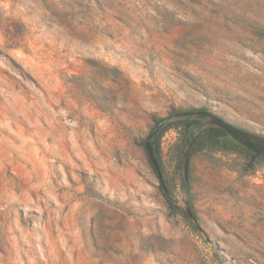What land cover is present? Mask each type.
I'll return each instance as SVG.
<instances>
[{
    "label": "rangeland",
    "instance_id": "obj_1",
    "mask_svg": "<svg viewBox=\"0 0 264 264\" xmlns=\"http://www.w3.org/2000/svg\"><path fill=\"white\" fill-rule=\"evenodd\" d=\"M192 109L264 136V0H0V264H264V157L195 154L204 234L170 212L142 142Z\"/></svg>",
    "mask_w": 264,
    "mask_h": 264
},
{
    "label": "water",
    "instance_id": "obj_2",
    "mask_svg": "<svg viewBox=\"0 0 264 264\" xmlns=\"http://www.w3.org/2000/svg\"><path fill=\"white\" fill-rule=\"evenodd\" d=\"M199 120L198 123H193L189 130V135L191 136V139L187 145V148L185 150V154L183 157V174L186 179H189V170H190V162H191V155L193 152V149L195 147V144L199 138V136L202 134V132L209 128V127H217L220 129H223L226 132V135L224 136L225 139L234 142L247 150L251 151L253 155L250 157L249 161L246 163V170L247 171H253L255 166V159L257 156L264 155V136L259 135L256 133L245 131L233 123L227 121L226 119L222 118L221 116L208 111V110H197V111H183V112H177L173 113L167 117L162 118L156 127L154 128L153 132H156L163 126H166L168 124L178 122V121H185V120ZM152 135H149L145 139L146 144V150L148 153L149 160L156 171L158 178L160 180V185L162 188L163 193L169 197L170 200L175 202L176 204L183 207L186 212L188 213L190 219L192 220L194 226L201 231V233L204 234V230L200 225V222L198 220L197 215L194 213L193 209L191 208L190 204L186 202L185 200H179L177 199L174 194L168 189L161 166L158 162V159L155 155V151L151 142Z\"/></svg>",
    "mask_w": 264,
    "mask_h": 264
},
{
    "label": "trees",
    "instance_id": "obj_3",
    "mask_svg": "<svg viewBox=\"0 0 264 264\" xmlns=\"http://www.w3.org/2000/svg\"><path fill=\"white\" fill-rule=\"evenodd\" d=\"M198 110H200V109H198ZM192 111H195V109H192ZM176 112H179V111H175L173 113H176ZM160 120L161 119L157 120L156 124L151 128L147 137L149 135H152L151 142H152V145H153V148L155 151V155H156L158 162L161 166L164 181H165L168 189L175 195V191H176L177 187H180L181 191L189 196L191 194V162H190V170H189V179H186L184 177V174H183V157H184L187 145L191 139V136L189 135V130H190V127L194 123L195 120L189 119V120H185V121L174 122V123L168 124L166 126H163L162 128H160L156 132H153L154 128L156 127V125L158 124V122ZM172 127H178L181 129L180 137L171 149V152H173L177 156V159H178L177 165L179 166V169L181 170V176H180L178 182H176L172 177H169V175H167V173L165 172V167H164V163H163V149H162V145H161V139H162L163 135ZM225 135H226V132L223 129H220L217 127H209L207 129H205L202 132V134L199 136V138L195 144V147H194L192 155H191V159L195 154H197L199 152L216 151V150L217 151H225V152L231 151V152H236V153H241V154L245 153L248 155V158H249V156L251 157L253 155V153L251 151L247 150L246 148L225 139L224 138ZM142 145L146 149L145 140L142 142ZM260 157H264V155L257 156L256 161ZM155 173H156V171H155ZM164 196L167 199L168 206H169V209H170V212L172 213V215H178V214L182 215L189 222V224L194 228V224H193L192 220L190 219L186 210L183 207H181L180 205H178L175 202H173L172 200H170L169 197H167L165 194H164ZM185 201L188 202L190 204L191 208L193 209V206L190 203V201L188 199H186ZM193 211H194V209H193ZM194 213L196 214L195 211H194Z\"/></svg>",
    "mask_w": 264,
    "mask_h": 264
},
{
    "label": "flooded vegetation",
    "instance_id": "obj_4",
    "mask_svg": "<svg viewBox=\"0 0 264 264\" xmlns=\"http://www.w3.org/2000/svg\"><path fill=\"white\" fill-rule=\"evenodd\" d=\"M194 122H195V123H198V122H199V120H197V121H194ZM249 158H250V156H249ZM249 158H248V159H249ZM254 162L256 163V159H255V161H254Z\"/></svg>",
    "mask_w": 264,
    "mask_h": 264
}]
</instances>
